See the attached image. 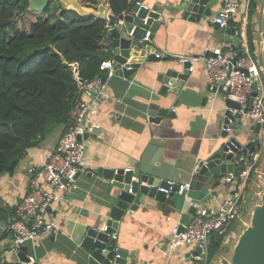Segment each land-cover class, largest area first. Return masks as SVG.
Segmentation results:
<instances>
[{"label":"crops","instance_id":"crops-1","mask_svg":"<svg viewBox=\"0 0 264 264\" xmlns=\"http://www.w3.org/2000/svg\"><path fill=\"white\" fill-rule=\"evenodd\" d=\"M186 1L140 0L144 7L160 13L162 17V26L154 44H151L152 52L164 59L180 61L182 58L203 56L206 49H215L223 41L238 43L237 34L246 16L244 10L228 28L236 29V36L232 37L229 35L231 30L224 35L222 29L213 23L223 0H211V16L203 15L198 23L184 18L182 7ZM260 23L261 12L257 7L254 25L257 35L261 32ZM111 40L108 32L104 42L108 45ZM255 42L259 58L261 38L257 36ZM106 50L109 51V47ZM169 64L143 61L142 67L131 78L117 72L106 81L103 95L97 98L89 122L90 136L86 140L88 172L78 176L80 189L53 207L55 212L51 217L56 222L57 234L28 242L24 246L27 255L34 257L35 262L76 264L86 260L89 253L82 248L83 239L90 229L104 231L107 227L113 195L117 191L112 182L96 171L100 168L131 169L144 156L148 164L155 162L153 165L158 167L169 166L173 174L181 173L180 183H190L191 189L186 197L174 194L164 201L144 195L139 208L128 213L118 224L117 249L127 251L133 264H197L193 259L197 253L195 245L172 249L171 233L175 227L185 224L193 203L216 212L222 200L234 193L233 185L225 189H217L213 184L207 186L210 175L195 173L200 159L215 150L216 143L224 141L221 138L227 104L225 98L209 91V76L202 61L192 64L191 76L177 98L163 97L158 75ZM83 97L86 100L94 99L92 95ZM169 98L172 101L166 103ZM174 100L178 101L177 107L173 108L176 118L166 119L160 125L149 121V111H158V108L151 109L152 105L170 107ZM236 124L241 125V129L230 136H237L243 146L259 139L253 121L237 119ZM63 131V127L59 128L39 147L27 150L14 175L0 177V207L9 213L8 222H0V259L5 258L6 264L19 261L16 254L11 252L13 238L10 224L16 218L17 204L21 202L29 184L28 169L41 167L55 150ZM154 141L161 143L152 144ZM262 153L264 151L260 157ZM257 170L253 193L254 196L257 194L255 197L259 200L264 188V170ZM238 226L226 239L228 243L237 236Z\"/></svg>","mask_w":264,"mask_h":264},{"label":"trees","instance_id":"trees-1","mask_svg":"<svg viewBox=\"0 0 264 264\" xmlns=\"http://www.w3.org/2000/svg\"><path fill=\"white\" fill-rule=\"evenodd\" d=\"M78 1L89 9L105 5L112 13L110 22L82 17L59 0H52L42 12L30 10L29 0H0V177L14 175L27 150L39 147L59 128L63 127V134L69 129L70 113L82 99L73 64L84 81L104 75L101 64L113 58L110 44L104 42L108 25L134 7L133 0ZM257 7V0H252L248 10L247 38L253 52L258 50ZM256 178L255 172L248 178L236 209L238 217L246 212ZM7 215L0 207V222H8ZM238 217L222 234L210 237L207 264L226 248Z\"/></svg>","mask_w":264,"mask_h":264},{"label":"built area","instance_id":"built-area-1","mask_svg":"<svg viewBox=\"0 0 264 264\" xmlns=\"http://www.w3.org/2000/svg\"><path fill=\"white\" fill-rule=\"evenodd\" d=\"M252 0H223L222 7L213 18V23L221 29L231 27L233 21L244 10V24L238 32V43L223 41L215 49H206L203 56L195 59L182 58V63L202 61L205 64L209 76V91L218 94L222 90L225 99H231L239 105V109L231 110L234 116L241 115L244 119L253 121L260 126L259 137L264 151V89L260 84L264 69L250 57L247 38L248 10ZM141 6L144 7L140 3ZM107 22H110L112 13L108 10ZM116 23L108 25L109 29L116 27ZM236 46H240L239 49ZM240 51L242 55L239 56ZM258 54V51H257ZM259 60V59H258ZM260 64V61H259ZM261 65V64H260ZM75 79L81 84L82 99L70 113V127L60 138L55 150L41 165L32 166L28 169L29 184L25 190L21 202L17 204L16 218L10 225L13 245L11 252L18 254L28 243L38 239L57 234L56 222L52 219L53 207L61 203L67 195H71L80 189L78 176L88 172L87 142L84 136L90 132L89 122L93 110L97 105V98L103 95L106 81L119 72L115 69L113 61L101 64L104 75L95 77L91 81L80 78L77 64H73ZM121 67L130 70V67ZM193 71V66L190 67ZM120 73V72H119ZM252 107L247 110L249 99L254 93ZM84 95H92L93 100H86ZM223 132L232 133L229 126L224 127ZM236 163L243 166L244 171L238 179L234 175H228L222 180L234 186V193L224 198L220 209L212 212L198 203H193L196 210L191 223L188 226L175 227L171 233V248L176 249L184 246L195 245L198 254L193 256L196 262L207 264L208 246L210 237L215 233L222 234L230 222L238 217L237 206L242 193L252 172L258 176L257 164L260 157L258 151L249 154H234ZM263 179V178H262ZM264 184V183H263ZM143 186L146 184L142 183ZM153 187V186H151ZM191 189L190 183H176L169 181L166 187L158 190L169 197L181 194L185 197ZM132 193V189H130ZM250 223H243L247 228ZM105 227L104 231H107ZM30 263H35L34 257H29ZM0 264H6L5 258L0 259Z\"/></svg>","mask_w":264,"mask_h":264},{"label":"water","instance_id":"water-1","mask_svg":"<svg viewBox=\"0 0 264 264\" xmlns=\"http://www.w3.org/2000/svg\"><path fill=\"white\" fill-rule=\"evenodd\" d=\"M52 0H29L30 10L42 12L50 7ZM61 3L67 9L76 11L80 16L88 18L95 17L101 20H107L108 8L105 5H100L97 9H89L83 7L78 0H61ZM140 0H133L134 7L131 12L124 13L119 17H115L116 27L110 29L111 52L113 54V64L115 69L121 73V67H130V70H124L123 75L126 78H131L143 65V61L149 63L165 62L170 63L165 70H162L158 75V80L162 83L160 94L165 97L177 98L181 91L186 86L190 76V62L182 63L169 58L164 59L160 55L152 52V45L157 32L162 26L161 14L140 5ZM211 0H187L182 7L183 16L193 23L201 21L202 16H211L210 8L212 7ZM261 38L262 48L260 51V64L264 69V8L261 14ZM229 30L232 31V37L236 29H222V34L228 35ZM237 49L240 46H236ZM242 55L240 51L239 56ZM122 74V73H121ZM218 95L223 99L222 90L218 91ZM255 92L249 99L247 110L252 107ZM170 98L166 101H168ZM172 101V100H170ZM227 110L225 112V127L229 126L232 132H237L241 129V125L236 124L238 120H244L241 115L234 116L231 110L239 109V105L231 99H226ZM178 101L174 100L170 107H158L152 105L149 111L151 123L160 125L164 120L176 118V113L173 108H176ZM172 108V109H171ZM255 133L259 134L260 126H254ZM222 138L224 141L216 143L215 150L210 151L206 156L200 159L195 173L203 176L209 174L210 177L206 181V185L213 186L217 189L230 188L229 183H223L222 179L228 175H234L240 178L244 168L236 163L234 154H251L255 150L262 152V141L259 137L255 142L249 143L246 146L238 140L237 136H230L231 133L223 132ZM90 132L84 136L87 140ZM161 142L154 141L152 144ZM213 149V147H212ZM155 163V162H154ZM153 163V164H154ZM152 162L148 164L147 158L144 156L139 162H135L131 169H105L100 168L96 173L102 176L107 181L112 182L116 188L113 195L114 201L110 207V220L107 224V231L99 229H90L82 242V248L87 251L88 258L82 263L76 264H133L132 257L127 251L117 249L116 230L118 224L123 218L131 212H135L142 204L143 196L155 198L158 201H164L166 195L158 190L159 187H166L169 181L176 183V190L180 183V174H173L169 166H155ZM136 181H133V180ZM142 183L146 184L145 186ZM153 186V187H151ZM132 189V193L130 192ZM196 210L191 207L186 217L185 224L188 226ZM117 249V250H116ZM26 248L16 254L18 262L15 264H29L30 258L26 253ZM200 253V252H198ZM196 253V254H198ZM33 264H42L35 262ZM45 264V263H44ZM220 264H264V188L259 195L257 204L252 208L250 214V225L244 229L239 235L238 240L231 252L229 258H221Z\"/></svg>","mask_w":264,"mask_h":264},{"label":"rangeland","instance_id":"rangeland-1","mask_svg":"<svg viewBox=\"0 0 264 264\" xmlns=\"http://www.w3.org/2000/svg\"><path fill=\"white\" fill-rule=\"evenodd\" d=\"M257 5H258V8H259V11L262 14V11H263V8H264V0H257ZM63 6L66 8V6L64 4H63ZM56 7H57V4L53 3L52 7H51V11L55 12ZM234 41H235V38H233L232 42H234ZM248 57L252 58L259 65V67L261 68V65L259 64L260 56L258 58L257 52H253L251 47H250V50H249V53H248ZM260 84H261V86L264 89V76H262ZM263 154L264 153H262V156L260 157V160H259V164L257 165V168L258 169H262V170H264V155ZM258 189H257V191H258ZM255 196H254V194H252V196L250 197L249 201L247 200L246 212L241 214V215H239V217H238V220H239L238 225H240V226L237 227V228H239L238 231H236L237 236L234 239H231L230 243H228V241H225V244H226L225 247L226 248H224L223 252L219 255V258L217 257L211 264H220V259L221 258H223V257L224 258H229L230 257L231 252H232V250H233V248H234V246H235V244H236V242L238 240V235L241 234L244 231V229H245L241 225H243V223H250V214L252 212V208L258 202V200H257V198Z\"/></svg>","mask_w":264,"mask_h":264}]
</instances>
